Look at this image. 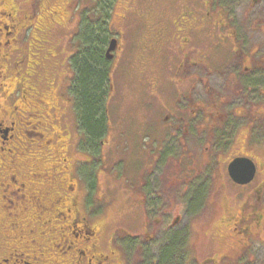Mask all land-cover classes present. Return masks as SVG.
<instances>
[{"label": "flooded vegetation", "instance_id": "af4514ba", "mask_svg": "<svg viewBox=\"0 0 264 264\" xmlns=\"http://www.w3.org/2000/svg\"><path fill=\"white\" fill-rule=\"evenodd\" d=\"M21 1L0 0V95L19 92L4 83L17 54L9 85L24 102L13 114L0 102V264H129V248L135 264H159L174 240L177 261L197 264L201 236L212 258L228 241L221 259L243 264L252 236L264 242V0H111L121 29H109L110 78L141 31L159 76L129 147L112 136L107 105L95 139L77 114L69 62L91 9ZM42 10L50 18L37 19ZM24 23L49 48L57 30L71 31L58 91L42 71L57 54L12 46Z\"/></svg>", "mask_w": 264, "mask_h": 264}, {"label": "rangeland", "instance_id": "374dc122", "mask_svg": "<svg viewBox=\"0 0 264 264\" xmlns=\"http://www.w3.org/2000/svg\"><path fill=\"white\" fill-rule=\"evenodd\" d=\"M103 1L106 0H84L83 4L88 5L89 9H91L92 11L95 8L97 9V7L99 8V6L102 4ZM228 4L229 2L225 3L226 8H230ZM109 5L111 6L112 3L110 2ZM20 6L21 7L23 6V0L21 1ZM52 6L53 5H51L50 7ZM21 10L24 11V9ZM115 11H117V8L115 10L111 9V13H110L111 15L109 14V20H107L109 21L108 22L109 29L113 31H117L121 29L117 24L119 19L117 20ZM145 11L147 12L148 15V11L150 10L146 8ZM50 15L51 12L49 11L46 12L45 10H42V12H40L39 15L37 16V19L50 18ZM88 16L90 15L88 14ZM93 17L96 16H92V19H94ZM51 18L53 19V21L54 20L57 22L59 21L55 16ZM89 19H91V17H89ZM72 23L74 25L76 24L75 21ZM24 28H25V23L23 24V27L18 31V38L16 39L14 45L12 46L13 47L15 46V48L19 47L20 49L23 48L24 50L31 52V50H34L33 48L38 50L40 49L39 46L43 45V47L46 48L48 52L51 49V54L54 55L52 59H54L55 55L57 54L56 60L54 62L51 61L46 62L44 64V68L42 71L46 75V77L50 79L55 78L56 81L53 85L54 86L53 90L58 91L59 90L58 84L62 83L61 80L67 69L65 58H66V54L69 53L70 51L71 40H68V38L70 37L71 31L69 30L67 33L62 31L60 32L57 31L54 34V37L53 35L51 37V41L52 40L55 41V37L57 39V41L55 42V46L49 48L50 46L46 45L45 42L39 43L42 41L41 33L39 32L36 33L35 29L33 28L27 30H24ZM6 39L7 38L0 32V44H3L6 41ZM133 43L134 45H129V50L124 52L122 58L118 59V65L115 68V72L112 74V77L110 78L113 86L112 89H110L109 97L106 102L107 107L112 112V118L117 121V125H118V127L116 128L113 127L114 131L112 133V136L114 135L116 136L118 134V136H116L118 140L117 142L118 145L124 143L128 137L127 140L128 147L132 144V140H131L132 132H135L140 129V127L137 125H136L137 127H135L133 122L135 124L142 123L143 111L141 110L142 109L141 105L143 104L145 106V102L149 101L150 99L152 100L151 93L152 90H155L154 86L156 80L154 77L155 75L159 77L158 72L155 68V62L152 59L150 53L148 52L147 46H144L146 42L143 41L142 39V31L136 35V41L134 40ZM0 52H3L2 47H0ZM7 52L9 55L11 54V47L8 48ZM38 53L40 54V52ZM14 57L18 59L16 54L11 56L9 62L6 63V66H8V71L9 73H11L12 78L9 77L10 75H6V79L4 83L8 86L5 87L6 89H13L15 92L18 91L19 92L17 93L16 97H14L15 95L10 97L0 95V102L3 104V108L5 112L8 114L11 113V110L15 105H19L18 110H22L24 106V102L21 101L22 97L19 96L21 94L20 89L14 84H13L14 86L9 85L11 83L10 79H12L14 83V81H16L19 78L21 72L20 69L22 70L20 65L18 67V65L15 64L16 60ZM48 93H50V95L53 96L52 92H48ZM47 96L49 95L47 94ZM54 101L56 102V99H54ZM25 109L27 111H30L27 108ZM43 111L45 113H48L49 109L44 108ZM11 114H13V112ZM120 129L122 130V132ZM22 147H26V145H22ZM117 150L120 153H123V150H120L118 148ZM199 239L203 243L200 246L201 250L194 252V257L197 259V264H203L205 263V261L207 260L209 261V259L213 257L216 251L215 249L213 250V248L209 244V241L213 242L211 239L202 236L199 237ZM251 239L252 241L250 242L251 245L250 253L244 258L243 264H264V242L261 241V236L255 235L252 236ZM195 240H197L196 236L192 235L190 238L191 243H193ZM224 244L225 245L221 248L219 253H217V256L215 258H212L213 260L216 259L217 261H219L217 262V264H230L233 261L232 259H221V256L226 253V250L233 251V248L230 246V244H228V241H226ZM129 253L132 256L129 257V264H135L134 260H138V254H137L138 250L136 248H134L133 250L129 248Z\"/></svg>", "mask_w": 264, "mask_h": 264}, {"label": "trees", "instance_id": "16d2710c", "mask_svg": "<svg viewBox=\"0 0 264 264\" xmlns=\"http://www.w3.org/2000/svg\"><path fill=\"white\" fill-rule=\"evenodd\" d=\"M110 2L111 0H107L104 2L106 5H100L99 8L90 10V16H88L90 12L81 13V27L76 37L78 41L77 54L69 62L74 71L71 87L75 90L76 104L78 105L77 114L94 139L100 136L103 131L102 107H106V98L109 97L112 84L110 76L113 65L105 56V48L110 36L107 21L112 7L109 5ZM92 16L97 18L93 17L94 19L90 22L89 17L92 18ZM126 17L131 16L127 14ZM60 31L64 32L65 30L61 29ZM65 33L67 32L65 31ZM55 41H57L56 37ZM110 115L112 116V112ZM174 243L175 246L163 252L159 264H184V262L177 261L180 259L175 257V250L179 249V245H176V240Z\"/></svg>", "mask_w": 264, "mask_h": 264}, {"label": "water", "instance_id": "95a60500", "mask_svg": "<svg viewBox=\"0 0 264 264\" xmlns=\"http://www.w3.org/2000/svg\"><path fill=\"white\" fill-rule=\"evenodd\" d=\"M109 51H111V49H110ZM109 51H108V52H109Z\"/></svg>", "mask_w": 264, "mask_h": 264}, {"label": "bare ground", "instance_id": "6f19581e", "mask_svg": "<svg viewBox=\"0 0 264 264\" xmlns=\"http://www.w3.org/2000/svg\"><path fill=\"white\" fill-rule=\"evenodd\" d=\"M109 22V21H108Z\"/></svg>", "mask_w": 264, "mask_h": 264}]
</instances>
